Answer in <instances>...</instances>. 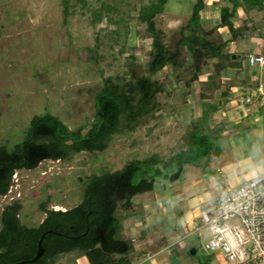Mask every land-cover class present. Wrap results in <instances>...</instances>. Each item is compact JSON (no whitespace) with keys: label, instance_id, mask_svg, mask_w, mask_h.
<instances>
[{"label":"rangeland","instance_id":"1","mask_svg":"<svg viewBox=\"0 0 264 264\" xmlns=\"http://www.w3.org/2000/svg\"><path fill=\"white\" fill-rule=\"evenodd\" d=\"M152 1L86 0V6L81 7L71 0L69 15L65 18L63 0H0V144L11 147L23 138L33 117L45 114L55 116L71 131L80 130L84 134L94 120L95 99L106 79L122 85L125 93L130 94L135 83L150 72L154 48L140 14ZM194 1L167 0L163 12L153 19L161 42L171 56L169 64L150 78L159 90L153 97V110L139 119L133 131L114 136L101 152H81L66 160L44 161L31 171H17L9 192L0 197V214L5 206L17 201L21 206L18 216L22 225L37 227L45 217L41 206L61 211L75 207L82 200L92 175L119 171L132 160L155 155L166 160L178 144H183L184 135L197 126L201 116L202 101L198 97L201 82L219 80L220 71L217 59L193 58L195 46L185 27ZM204 1L208 7L205 5L201 13L200 24L209 32L206 39L221 45L224 39H231L230 33L226 28L216 31L213 28L219 23L220 8L231 5L228 0ZM183 35L189 41L178 46ZM247 49V52L252 50ZM234 61L239 69H245L248 63L246 56H238ZM195 74L197 79L192 81ZM231 80L234 77L228 81L233 84ZM242 98L238 97L228 108L222 105L216 115L210 114L209 127L215 128L222 122L237 125L240 119L232 108L240 105ZM207 102L216 104L214 96ZM253 116L248 119L249 124L255 123ZM260 119L256 127L244 131L249 136L246 142L255 141L259 146L258 152L251 153L256 175L264 173V116ZM247 130L255 131V137H250ZM234 133L238 136L239 131L233 128L224 137ZM225 142L210 151L204 165H185L174 182L169 177L175 171L162 170L155 178L153 191L135 196L127 207L119 204L117 230L122 239L132 243V239H146L149 234L151 241L156 235L158 250L171 246L172 243L159 240H172L173 232L168 229L173 228L174 237L181 241L176 240L178 243L171 250H165L169 253H160L158 259L168 261L166 264H225L217 252L203 249L209 239L207 229L201 227L196 232L198 236L185 237L186 231L190 232L182 227L186 221L175 213L179 209L182 213L199 210L205 203H200V195L210 192L214 198L220 193V186L236 188L244 182L245 173L236 176L229 169L233 160L244 157L246 150L240 148L244 142L238 139V144L235 141L231 145L222 144ZM231 147L238 149L231 152ZM193 181L203 182L202 188H196V201L182 202L176 206L177 210L171 209L174 213L169 212L171 205L165 196L172 201L179 197L172 195L175 187L183 189ZM193 223L201 226L196 216ZM147 244L148 250L140 253L141 258L133 249L130 251L128 258L132 264H141L142 257L156 252V247L150 248L149 241ZM192 249L196 250L195 254L190 253ZM16 255L15 261L23 257L20 251ZM73 258V255L63 256L56 264H87L84 257L75 262Z\"/></svg>","mask_w":264,"mask_h":264},{"label":"trees","instance_id":"2","mask_svg":"<svg viewBox=\"0 0 264 264\" xmlns=\"http://www.w3.org/2000/svg\"><path fill=\"white\" fill-rule=\"evenodd\" d=\"M70 1L62 2L65 18L69 15ZM75 1L81 7L86 6V0ZM166 2L153 0L141 9L140 20L146 24L154 48L149 75L138 80L130 94L125 93L122 85L114 84L110 79L104 80L95 99L94 120L84 134L80 130L71 131L55 116L45 114L33 117L23 138L11 147L0 144V197L9 192L12 177L17 171H31L44 161L66 160L81 152H101L114 136L127 130L133 131L139 119L153 110V97L159 90L150 78L171 61L153 22L163 12ZM228 2L231 7L220 8L219 23L213 30L226 28L231 39H234L239 33L233 24L237 10L242 9L246 13L260 11L264 8V0ZM205 5L204 0L194 1L192 14L185 27L191 35V44L195 46L193 58L217 59L218 69L224 66L234 69L237 67L235 59L231 53H224L225 43L215 45L206 39L209 32H205L200 24ZM187 41L189 39L183 35L178 46ZM222 61H225L223 66L220 64ZM195 79L196 74L192 81ZM220 87L219 80L201 82L198 97L202 101V112L198 124L184 135L183 144H178L168 159L160 160L155 155L144 160H132L119 171L92 175L82 200L75 207L61 211L41 206L45 218L37 227L22 225L18 216L21 206L17 201L5 206L0 214V264H56L59 258L69 255L74 256L72 262L84 257L87 264H131L128 256L132 245L122 239L117 230V206L121 204L122 208L127 207L135 196L153 191L155 178L160 176L162 170L174 172L185 165H204L207 162L204 159L210 151L224 140V131L233 128L246 130L256 126L257 123H246L249 119L247 115L244 121L230 128L225 124L209 127L210 114L227 102L224 98L223 103L216 105L207 102L213 99L214 92ZM228 89L221 93L223 97L228 96ZM263 110L264 107L257 110L260 117L264 116ZM136 177L139 179L135 182ZM39 242L44 253L36 262L31 263ZM19 251L23 257L15 261Z\"/></svg>","mask_w":264,"mask_h":264},{"label":"crops","instance_id":"3","mask_svg":"<svg viewBox=\"0 0 264 264\" xmlns=\"http://www.w3.org/2000/svg\"><path fill=\"white\" fill-rule=\"evenodd\" d=\"M206 6L208 7V5H206ZM207 11H211V10H207ZM233 24H234V28L239 27V29L241 31L236 35V37L234 39H229V38H226V40L224 39V43H225L224 53L225 52L229 53V54L231 53L233 55L234 59H236L238 56L239 57L243 56L244 58L246 56L247 59L250 55H262V56H264V8L260 11L252 10V11H249L247 13L244 12L242 9H238L236 17L233 20ZM254 24H258V25L255 26ZM247 48H252V50L247 52V50H248ZM223 65H224V63H222V66ZM263 71H264V68H258V67L251 68L247 62L245 63V69H242V68L239 69L238 65L234 69H230V68H227L225 66L220 68L219 81H220L221 87L214 92V99L216 100L215 103L216 104H218L219 102L223 103L222 101L224 98L225 100H227V102L224 104L227 107V105H230L234 101H236V99L238 97L243 96V98H244L245 96H251L253 99H255L252 104L242 105L240 103L241 102L240 101L239 102L240 105L239 104L236 105L235 107L232 108V110H234V115L237 116V119H240V122L244 121L246 119L247 115L249 116V119L252 118V117H250L251 115H254L253 118L256 117L254 119L255 123L260 122V120H261L260 119V112H258L257 110H260L261 107H264V100L259 101L258 89H259V87H261L264 90V77H263L264 74L261 75L263 73ZM232 77H234V80H231L233 82V84L231 82H228V81H230V79ZM226 82L229 83V89H228L229 93H228L227 97H223L221 93H223V91L227 89V86L225 85ZM263 93H264V91H263ZM220 110H221V108L219 107V109L213 114L216 115L218 112H221ZM232 110H230L228 112V114H230V112ZM248 111L251 113L248 114ZM263 112H264V110H263ZM246 123H248V122H246ZM255 123H253V124H255ZM222 124H225V126L227 128H230L229 126H231V125L236 126V124H234V123L229 124L227 122H222ZM248 125H249V123H248ZM257 127H260V126H257ZM235 129L238 130L237 128H234V130ZM230 130H232V129H230ZM230 130L224 131L223 136H225V133L230 131ZM238 131H239V133H237L238 136H236V134L234 133V135H231L228 138L224 137V140H226L227 142L222 143V144L231 145V144H234V141L237 143L238 139H240L242 143L244 142V147H243V144L240 143V144H242V146L240 148H243L241 150L244 151V148L246 150L244 157L242 159H236L235 161L233 160V163L230 164L229 169L233 170L235 172L236 176L241 175L242 172L245 173L244 182H246L247 180L251 179L249 177L253 178L256 175V173L254 172V170L252 168V164L254 163L255 159L252 158L251 153L258 152L259 146H258L257 142H255V141H254V143L253 142H250V143L246 142V139H248L249 136L248 137L246 136V133L244 132L245 130H238ZM249 131H250V134H249L250 137H255L254 136L255 131L252 132L251 130H247L246 132H249ZM228 143H230V144H228ZM238 143H239V141H238ZM237 149L238 148H236V147H231L230 151L234 152ZM223 170H225V169H223ZM202 183L203 182H200V181L199 182L193 181V182L188 183V185L185 186L183 189H180L179 187L178 188L175 187L174 190L171 191L173 193L172 195L178 194L179 197L173 199L172 201H171V199H170V201H168V197L165 196V199L168 202V205L169 206L171 205L170 208L168 209V211L170 212L172 208H173V210L174 209L177 210L176 206H180L182 204V202L186 203V201H189V200L192 202H195L197 192H198V191H196V188H202V186H201ZM224 186H227V185H224ZM221 187H223V186H220L219 188H221ZM218 193H219V191L217 192V194ZM215 197H217V195ZM199 199H201L200 203H204L210 199H213V197L211 196V193L208 192V194L204 193V194L200 195ZM167 202H166V204H167ZM164 209H163V211H164ZM173 210L171 212L174 213L175 211H173ZM198 212H199L198 208L194 212L187 211L185 213H182L180 211V209L178 210V212H175V213H178L180 215V217H182V219L184 218L186 221V226L183 225L182 227L187 228L186 230H188L190 232L187 234V231L185 230L186 231L185 237H192V235L195 234L194 230H192L193 226H194L193 221H194L195 216L198 215ZM176 225H179V224H176ZM177 229L178 228H176V230ZM166 231H167V229H166ZM168 231L173 232L172 240L169 241L168 239L167 240L161 239V240H159V242L161 241V242L169 243V244L172 243L171 246H165L164 248L159 247L158 250H157L156 235L153 236L155 238H152L151 241H150V239H148L149 234L147 235L146 239H142V240L138 239L137 241H134V239L131 240L133 243L132 249L135 252L137 257L142 256V255H140L141 252H142V254H145V251L148 250V246H147L148 241L150 242V244H149L150 248L153 249L156 247L154 249L156 252L151 253V254L147 253L146 254L147 256L145 258L142 257L143 262H141V264H166L168 262V261L165 262L162 259L161 260L158 259L157 256L160 253L168 252L165 250H168V249L171 250L172 246L174 247L178 243L177 241H181V238H177V236L174 237L176 231H173V228L168 229ZM150 236H152V235H150ZM146 240H148V241H146ZM167 257H170V256H167Z\"/></svg>","mask_w":264,"mask_h":264},{"label":"built area","instance_id":"4","mask_svg":"<svg viewBox=\"0 0 264 264\" xmlns=\"http://www.w3.org/2000/svg\"><path fill=\"white\" fill-rule=\"evenodd\" d=\"M248 64L251 68H264V56L250 55ZM263 89L259 87L258 99L264 100ZM251 96H245L241 100L242 105H250L254 102ZM239 205V215L230 207L232 204ZM232 214L234 220L240 221L245 228L246 238L241 247L245 252L243 264H264V173L255 175L236 188L223 186L217 197L206 201L199 209L198 217L201 222L199 227L196 223L193 226L194 233L203 227L208 228L210 217H217L221 222ZM213 231L219 232L220 229ZM197 235V234H196ZM198 236V235H197ZM209 239L203 248L211 253L217 252L225 261V264H241L238 258H233L231 253L225 252L221 242L208 233ZM223 264V263H219Z\"/></svg>","mask_w":264,"mask_h":264},{"label":"clouds","instance_id":"5","mask_svg":"<svg viewBox=\"0 0 264 264\" xmlns=\"http://www.w3.org/2000/svg\"><path fill=\"white\" fill-rule=\"evenodd\" d=\"M252 178V177H249ZM236 215H239V205L232 204L230 206ZM208 223L207 231L212 235L218 242L222 243L224 251L231 253L233 258H238L243 264L245 260V252L241 245L244 243L246 238L245 228L241 226V222L234 220L232 214H229V217L222 222L217 217H210ZM214 229H220L221 231L216 232Z\"/></svg>","mask_w":264,"mask_h":264},{"label":"water","instance_id":"6","mask_svg":"<svg viewBox=\"0 0 264 264\" xmlns=\"http://www.w3.org/2000/svg\"><path fill=\"white\" fill-rule=\"evenodd\" d=\"M182 169H183L182 166H181V167H178L177 170H176V171H175V172L169 177V180H170L171 182L176 181V180L180 177V174H181V172H182ZM43 236H44V235H42V237H43ZM42 237H41V239H42ZM40 241H41V240H40ZM203 252H204V251H203ZM43 253H44V249L42 248L41 243L39 242V243H38V246H37L36 254H35L34 258L30 260V262H31V263L36 262V261H37V260L43 255ZM190 253H191V254H195V253H196V250H195V249H192ZM15 264H21V262H20V263H15Z\"/></svg>","mask_w":264,"mask_h":264},{"label":"flooded vegetation","instance_id":"7","mask_svg":"<svg viewBox=\"0 0 264 264\" xmlns=\"http://www.w3.org/2000/svg\"><path fill=\"white\" fill-rule=\"evenodd\" d=\"M13 202H16V201H13ZM44 218H45V217H44ZM44 218H43V219H44ZM42 221H43V220H42ZM42 221H41V222H42ZM41 222H40V223H41Z\"/></svg>","mask_w":264,"mask_h":264}]
</instances>
